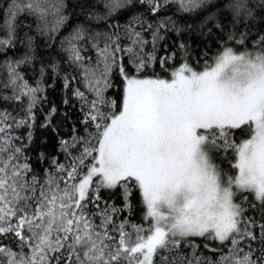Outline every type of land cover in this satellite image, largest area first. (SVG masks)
<instances>
[{
	"label": "snow or ice",
	"instance_id": "6c2138e0",
	"mask_svg": "<svg viewBox=\"0 0 264 264\" xmlns=\"http://www.w3.org/2000/svg\"><path fill=\"white\" fill-rule=\"evenodd\" d=\"M131 3L81 0L85 20L60 37L59 61L27 37L22 54L0 63V102L15 105L0 103V264H264V10L249 0H139L144 15L107 22ZM173 4L205 10L223 33L216 53L197 61L202 70L183 41L157 55L169 31H182L156 18ZM63 8V0H9L0 53L16 47L24 13L54 17L51 46L68 19ZM56 84L81 113L66 135L45 95ZM44 103L39 127L51 130L56 152L33 157Z\"/></svg>",
	"mask_w": 264,
	"mask_h": 264
},
{
	"label": "trees",
	"instance_id": "16d2710c",
	"mask_svg": "<svg viewBox=\"0 0 264 264\" xmlns=\"http://www.w3.org/2000/svg\"><path fill=\"white\" fill-rule=\"evenodd\" d=\"M56 0H48V3H55ZM81 2V0H63L64 8L62 10L63 15L67 16V21L64 25L61 26L60 32L56 35V41L49 46L48 36L52 35V33L47 32L48 28H51L55 23L54 17L49 14L45 19H40L38 15H32L28 13H24L19 15L16 18V47L12 50H9L7 53H0V63L3 62L5 56L8 58H14L15 55L22 54L25 51V46L27 43V37H32L34 51L38 55H42L45 60H60L63 56V53L60 51L59 39L61 36L67 35L74 27L78 25L80 21L85 20V15L82 10L77 7V5ZM219 2V0H213V3ZM9 3V0H0V37L7 36V28L5 26V15L4 9L5 6ZM249 3L255 7L256 12H260L264 10V6L261 5V0H249ZM146 5H142L139 3V0H132V3L129 4L125 9L121 10L116 16L110 17L107 22L116 23L119 22L123 24L129 19L132 15H144ZM98 9L102 12L103 6L102 4L98 5ZM97 9H93L96 11ZM225 11L221 9V12ZM217 18H219V13L216 14ZM229 13V17H230ZM171 17V20L175 22V27L182 29L179 35H177L175 30L169 31L165 37V40L161 42L160 50L157 55H170L173 52H177L178 44L183 41L185 42L191 53V63L197 67V70L203 68V63L197 64V61H201L202 54L204 52H208L209 58L216 53L220 46V37L223 35L221 30L216 28L215 20H209L205 16V10H197L192 13L181 12L178 9L177 5H169L168 10L161 12L156 17L157 19H165ZM94 27L100 28L105 21L104 20H91L89 21ZM227 28L231 30V23H229L228 19H224L223 21ZM239 27V25H237ZM146 38H149L147 33H145ZM150 48V46H149ZM180 55L177 53V59L174 63H179ZM37 68L39 67V61L36 64ZM67 67L65 62L61 63V68ZM157 72H161L162 70L158 65L153 66ZM153 68L148 70V75H151ZM3 70L0 69V74H2ZM29 77L33 76L31 70L28 71ZM116 88L111 90V93L114 98H119V89H120V80H115ZM10 94V93H4ZM46 99L51 104L56 105L59 109L58 114L54 117L55 124L60 126L62 131L61 135H66L70 130V126L78 120L81 116L78 105L75 107L69 108L67 105L62 103V99L65 96L64 91H62L61 86L59 84L54 85L47 89ZM3 103V106L12 110L15 108L14 103L11 102H0ZM49 103L43 104V109L37 113V127L34 129V141H35V151L30 153L33 157L37 154L38 151H46L48 153L54 154L56 149L53 147L55 141L52 138L53 133L50 129L40 128L39 123L43 120L44 115L49 108ZM67 113V118H66ZM20 131H23L21 129ZM244 137H239V139H243ZM226 165V166H225ZM223 167H229L226 163L221 164ZM107 198V195H106ZM251 198V197H250ZM111 199L115 201L117 205L121 203L120 194L113 193ZM133 203L135 205V214L133 219L137 222H141V217L143 215V205L142 199L138 192H136L133 196ZM198 243H200L201 247L199 251L205 252L207 254V250L203 248V242L200 238H194ZM210 244L214 243L209 241Z\"/></svg>",
	"mask_w": 264,
	"mask_h": 264
},
{
	"label": "rangeland",
	"instance_id": "374dc122",
	"mask_svg": "<svg viewBox=\"0 0 264 264\" xmlns=\"http://www.w3.org/2000/svg\"><path fill=\"white\" fill-rule=\"evenodd\" d=\"M200 70H202V69H200ZM217 163H220V161H217ZM226 166V165H225ZM229 167H230V165H228ZM222 168H223V166H221Z\"/></svg>",
	"mask_w": 264,
	"mask_h": 264
}]
</instances>
